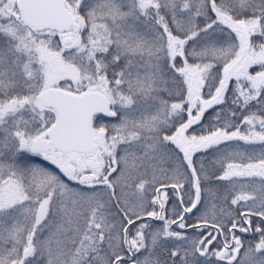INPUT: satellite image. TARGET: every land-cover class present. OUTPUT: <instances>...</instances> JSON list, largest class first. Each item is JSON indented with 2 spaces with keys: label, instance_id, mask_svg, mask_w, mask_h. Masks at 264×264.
Returning a JSON list of instances; mask_svg holds the SVG:
<instances>
[{
  "label": "snow or ice",
  "instance_id": "6c2138e0",
  "mask_svg": "<svg viewBox=\"0 0 264 264\" xmlns=\"http://www.w3.org/2000/svg\"><path fill=\"white\" fill-rule=\"evenodd\" d=\"M0 264H264V0H0Z\"/></svg>",
  "mask_w": 264,
  "mask_h": 264
}]
</instances>
